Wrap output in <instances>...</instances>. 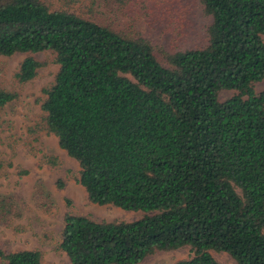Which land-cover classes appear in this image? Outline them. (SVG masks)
<instances>
[{"label": "trees", "instance_id": "16d2710c", "mask_svg": "<svg viewBox=\"0 0 264 264\" xmlns=\"http://www.w3.org/2000/svg\"><path fill=\"white\" fill-rule=\"evenodd\" d=\"M166 1L88 0L77 11L0 0V55L30 54L17 80L43 65L31 54L51 50L59 64L37 127L78 162L91 202L144 212L66 213L59 249L71 264H139L186 245L195 255L174 264H222L209 250L264 264V0H200L208 44L174 53L107 17L136 20ZM221 90L237 93L220 101ZM16 97L0 87V110ZM16 215L13 198L0 197V224ZM42 261L39 250L0 247V264Z\"/></svg>", "mask_w": 264, "mask_h": 264}, {"label": "rangeland", "instance_id": "374dc122", "mask_svg": "<svg viewBox=\"0 0 264 264\" xmlns=\"http://www.w3.org/2000/svg\"><path fill=\"white\" fill-rule=\"evenodd\" d=\"M56 7L86 11L88 0H53ZM113 16V18H112ZM122 16V15H121ZM110 11L116 28L126 33L136 31L150 40L157 51L167 53L204 48L208 44V16L200 0H168L155 7L151 15L141 13L135 20ZM119 19V20H117ZM29 53L0 55V87L17 94L14 101L0 110V197H11L19 207L9 225L0 224V247L10 250H39L42 264H71L59 244L66 213L86 216L96 221H134L142 211H128L112 204L91 202L79 182L80 167L59 145L58 138L37 124L44 112L45 89L55 81L59 70L51 51L31 54L43 65L30 81L16 78ZM161 56V55H160ZM264 90V79L255 84ZM235 90H221L219 100L235 95ZM56 160V164L53 161ZM239 194L241 190L237 188ZM222 264H237L227 252L209 250ZM195 250L190 245L170 251H157L139 264H174L190 259Z\"/></svg>", "mask_w": 264, "mask_h": 264}]
</instances>
